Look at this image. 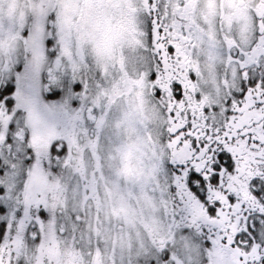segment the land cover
Segmentation results:
<instances>
[{
  "label": "snow or ice",
  "instance_id": "snow-or-ice-1",
  "mask_svg": "<svg viewBox=\"0 0 264 264\" xmlns=\"http://www.w3.org/2000/svg\"><path fill=\"white\" fill-rule=\"evenodd\" d=\"M0 264H264V0H0Z\"/></svg>",
  "mask_w": 264,
  "mask_h": 264
}]
</instances>
